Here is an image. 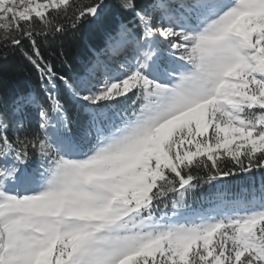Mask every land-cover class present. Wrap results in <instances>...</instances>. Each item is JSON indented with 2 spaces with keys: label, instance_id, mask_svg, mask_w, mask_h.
<instances>
[{
  "label": "snow or ice",
  "instance_id": "6c2138e0",
  "mask_svg": "<svg viewBox=\"0 0 264 264\" xmlns=\"http://www.w3.org/2000/svg\"><path fill=\"white\" fill-rule=\"evenodd\" d=\"M115 6L58 71L41 45L105 0H0V69L19 54L41 85L0 102V264H264V185L227 187L264 173V0Z\"/></svg>",
  "mask_w": 264,
  "mask_h": 264
},
{
  "label": "trees",
  "instance_id": "16d2710c",
  "mask_svg": "<svg viewBox=\"0 0 264 264\" xmlns=\"http://www.w3.org/2000/svg\"><path fill=\"white\" fill-rule=\"evenodd\" d=\"M109 5L101 14V19L92 24L81 26L78 30L69 29L62 37L50 40L47 45H41V51L46 59H50L62 71L61 60L66 58L72 70H77L81 64L87 62L98 50H101L106 43V34L114 30L119 19L125 22L129 19L121 14L115 6V0H105ZM63 52L64 58L56 55ZM35 91L41 92L39 74L30 65L24 62L19 54L10 56L8 64L0 69V102L8 104L21 92ZM68 116L72 121L74 133H78L83 122V117L79 115L73 105H67ZM34 120V117H33ZM264 185V173L256 172L250 178L234 177L227 185L228 189L238 196L249 198L253 188L259 190ZM204 196H207L209 189H203ZM200 196V192H197ZM195 208L209 207L208 201L204 197L193 202Z\"/></svg>",
  "mask_w": 264,
  "mask_h": 264
}]
</instances>
